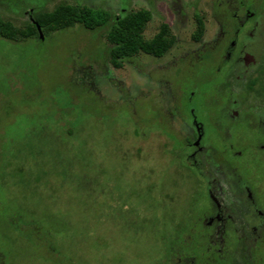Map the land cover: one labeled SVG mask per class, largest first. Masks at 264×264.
Here are the masks:
<instances>
[{
    "label": "rangeland",
    "instance_id": "374dc122",
    "mask_svg": "<svg viewBox=\"0 0 264 264\" xmlns=\"http://www.w3.org/2000/svg\"><path fill=\"white\" fill-rule=\"evenodd\" d=\"M232 2L0 0L20 28L60 4L145 10L144 38L167 25L173 41L162 58L139 53L116 68L104 31L79 24L0 37V264H156L192 181L159 149L169 139L152 128L155 94L182 57L217 44L220 26L228 35ZM203 160L218 178L216 156Z\"/></svg>",
    "mask_w": 264,
    "mask_h": 264
},
{
    "label": "flooded vegetation",
    "instance_id": "af4514ba",
    "mask_svg": "<svg viewBox=\"0 0 264 264\" xmlns=\"http://www.w3.org/2000/svg\"><path fill=\"white\" fill-rule=\"evenodd\" d=\"M231 5L228 35L220 26L217 44L182 57L155 94L152 128L169 139L159 149L192 181L156 264H264V0Z\"/></svg>",
    "mask_w": 264,
    "mask_h": 264
},
{
    "label": "trees",
    "instance_id": "16d2710c",
    "mask_svg": "<svg viewBox=\"0 0 264 264\" xmlns=\"http://www.w3.org/2000/svg\"><path fill=\"white\" fill-rule=\"evenodd\" d=\"M32 17L36 22L30 21L26 27L20 28L0 16V37L17 41L40 36L37 25L44 31H61L79 24L88 31H104L110 45L109 59L116 68L139 53L162 57L173 46V41L166 36L167 25L154 38H144L143 33L150 19V13L145 10H127L113 15L107 10L82 4H60L52 11L35 12Z\"/></svg>",
    "mask_w": 264,
    "mask_h": 264
},
{
    "label": "water",
    "instance_id": "95a60500",
    "mask_svg": "<svg viewBox=\"0 0 264 264\" xmlns=\"http://www.w3.org/2000/svg\"><path fill=\"white\" fill-rule=\"evenodd\" d=\"M37 26H38L39 33H40V35H41V28H40L39 25H37Z\"/></svg>",
    "mask_w": 264,
    "mask_h": 264
}]
</instances>
